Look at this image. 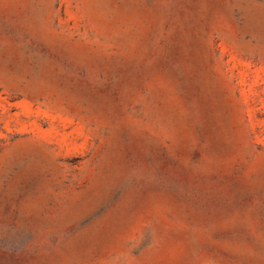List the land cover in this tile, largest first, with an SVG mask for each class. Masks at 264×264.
<instances>
[{
    "label": "rangeland",
    "instance_id": "rangeland-1",
    "mask_svg": "<svg viewBox=\"0 0 264 264\" xmlns=\"http://www.w3.org/2000/svg\"><path fill=\"white\" fill-rule=\"evenodd\" d=\"M0 264H264V0H0Z\"/></svg>",
    "mask_w": 264,
    "mask_h": 264
}]
</instances>
